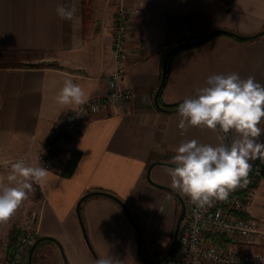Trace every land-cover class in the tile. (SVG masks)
I'll use <instances>...</instances> for the list:
<instances>
[{
    "label": "crops",
    "instance_id": "1",
    "mask_svg": "<svg viewBox=\"0 0 264 264\" xmlns=\"http://www.w3.org/2000/svg\"><path fill=\"white\" fill-rule=\"evenodd\" d=\"M67 2L0 0V54L16 59L31 54L36 63L0 66V175L6 176L19 159L38 165L64 113L77 107L55 99L65 80L80 85L87 98L102 96L112 86L111 21L118 0H71L76 8L72 22L56 12ZM125 3L131 10L132 40L122 85L133 96L82 119L76 136L46 168L47 183L33 184L10 221L0 223V264L13 227L50 237L34 245L30 264H96L108 256L116 264H147L138 246L148 259L161 257L173 235L180 198L187 197L170 186L167 168L173 166L175 148L192 139L215 145L221 135L203 127L182 134L179 104L195 98L215 74L252 76L264 85V0ZM213 30L246 38L219 32L175 52L157 100L167 51ZM49 57L52 62H40ZM260 126L264 129V123ZM74 151L76 163L66 174ZM251 191L247 214L264 227V174ZM28 252L21 264H28Z\"/></svg>",
    "mask_w": 264,
    "mask_h": 264
},
{
    "label": "clouds",
    "instance_id": "2",
    "mask_svg": "<svg viewBox=\"0 0 264 264\" xmlns=\"http://www.w3.org/2000/svg\"><path fill=\"white\" fill-rule=\"evenodd\" d=\"M56 12L61 20L72 22L76 8L68 0L58 5ZM196 92L195 98H186L179 104V129L182 134L189 127L218 129L221 135L215 145L195 139L181 142L167 172L171 188L202 209L214 200H225L247 177L249 161L264 158V141L260 140L264 135L260 126L264 123V85L252 76L241 79L238 73L215 74ZM55 99L63 106L87 103L82 87L70 79L65 80ZM48 176L49 171L41 165L31 166L23 159L13 162L7 175H0V223L10 221L33 191V184L47 183ZM96 264L116 262L108 256Z\"/></svg>",
    "mask_w": 264,
    "mask_h": 264
},
{
    "label": "built area",
    "instance_id": "3",
    "mask_svg": "<svg viewBox=\"0 0 264 264\" xmlns=\"http://www.w3.org/2000/svg\"><path fill=\"white\" fill-rule=\"evenodd\" d=\"M130 13L125 0H118L111 21L113 68L108 77L111 88L104 95L89 97L86 104L64 113L56 134L38 155L37 166L51 167L63 144L76 136L87 115L102 114L107 105L127 103L133 96L131 88L122 85L132 40ZM249 163L251 168L247 177L229 192L225 200H214L211 206L199 209L186 197L185 214L173 248L162 261L147 264H264V227L247 214L252 186L262 175L264 158ZM34 215L33 211L31 220ZM28 224L29 221L24 225ZM215 235L228 240L215 241ZM36 238L37 230L25 228L16 237L4 264H21V257ZM243 244L250 245V248L243 249Z\"/></svg>",
    "mask_w": 264,
    "mask_h": 264
},
{
    "label": "water",
    "instance_id": "4",
    "mask_svg": "<svg viewBox=\"0 0 264 264\" xmlns=\"http://www.w3.org/2000/svg\"><path fill=\"white\" fill-rule=\"evenodd\" d=\"M214 31H217V30L210 31V32L206 33L205 35H203V36H201V37H199V38H197V39L190 40V41H186V42H183V43H180V44H181V45H192V44H196V43L200 42L203 38H205L207 35H209L210 33L214 32ZM263 31H264V29H263ZM174 48H175V46L172 47V48H170V49L167 51V53L165 54V60H164V65H163V72H162V76H161V82H160V84H159V87H158V89H157V92H158V90L160 89V87H161V85H162V83H163V80H164V76H165V73H164V72H165V65H166L167 58H168L170 52H171ZM157 92H156V94H157ZM88 194H89V193H88ZM179 198H180V197H179ZM180 201H181L180 212H179V215H178L177 220H176V223H175V227H174V231H173L172 240H171V243H170V245H169L168 250H167V251H166L161 257H159V258H157V259H148V258H146V257L143 255V253L141 252V249H140L139 246H138V253H139V256L141 257V259H142L144 262H146V263H157V262H160V261H162V260H163V259L169 254V252H170L171 249L173 248V246H174V244H175V241H176V237H177V232H178L179 224H180V222H181V220H182V218H183V216H184V214H185V203H184L183 199H181V198H180ZM45 238H50V237H47V236H41V237H39V238H37V239H35V240L33 241L32 245H31L30 248H29V252H28V264H30L31 252H32V249H33L34 245H35L38 241H40V240H42V239H45ZM96 262H97V260H96Z\"/></svg>",
    "mask_w": 264,
    "mask_h": 264
},
{
    "label": "trees",
    "instance_id": "5",
    "mask_svg": "<svg viewBox=\"0 0 264 264\" xmlns=\"http://www.w3.org/2000/svg\"><path fill=\"white\" fill-rule=\"evenodd\" d=\"M219 32H225V33H228V34H231V35H235V36H237V37H239V38H246V37H242V36H240V35H238V34H236V33L230 32V31L217 30V31H214V32L210 33L209 35H207L205 38H203V39H202L200 42H198V43L204 42L205 40H207L208 38L212 37V36L215 35V34H218ZM187 46H189V45H181V44H177V45H175V48L170 52V54H169V56H168V58H167V61H166L165 72H164V73H165V76H164V80H163V83H162L161 87L163 86V84H164V82H165V79H166L167 69H168V62H169L171 56H172L175 52H177L178 50L183 49V48H185V47H187ZM29 65H30V64H29ZM161 87H160V89L158 90V92H157V94H156V98H157V100H159V94H160ZM172 106H175V105H172ZM172 106H171V107H172ZM77 157H78V153H77L76 151H74V152L71 154V156H70V158H69V161H68V163H67V165H66V169H65V173H66V174H68V173L72 170V168L74 167V165H75V163H76V160H77ZM262 174H264V169H263ZM106 194L110 195L109 193H106ZM110 196H112V195H110ZM112 197H114V196H112ZM114 198H116V197H114ZM116 199H117V198H116ZM18 232H19V229H18V228H15V227H13V228L9 231V234H8V242H7V247H8V249L11 248L12 244L14 243L15 238H16V234H17ZM223 239H225V238L220 237V236H217V235L214 237V240H215V241H222ZM225 240H226V239H225ZM227 240H228V239H227Z\"/></svg>",
    "mask_w": 264,
    "mask_h": 264
},
{
    "label": "rangeland",
    "instance_id": "6",
    "mask_svg": "<svg viewBox=\"0 0 264 264\" xmlns=\"http://www.w3.org/2000/svg\"><path fill=\"white\" fill-rule=\"evenodd\" d=\"M6 56H4V54L3 53H1L0 54V66H3V65H31V64H36L35 62H33V61H30L31 59H30V56H31V54H28V55H25L26 56V59H16V58H14V56L12 55V56H10L9 57V55L7 56V54H5ZM17 57H20V55H24V54H20V55H17V54H15ZM35 55H38L37 53L35 54ZM48 55V54H47ZM42 56H45V53H42ZM50 56V55H49ZM23 57V56H22ZM53 61V59H52V57H49V58H47L46 60H41L40 62L41 63H48V62H52ZM21 233V231H19L17 234H16V237L19 235ZM173 236V235H172ZM172 236H171V238H170V241H169V243H168V245H167V250H168V247H169V245H170V243H171V240H172ZM216 236V235H215ZM218 236V235H217ZM220 237H222V236H220ZM223 238H225L224 236H223ZM226 239V238H225ZM225 239H223V240H225ZM15 240H16V238H15ZM227 240V239H226ZM15 242V241H14ZM219 242H222V241H219ZM14 244V243H13ZM13 244H12V246H13ZM12 246H11V248H12ZM11 248H9L8 249V251L6 252V254H5V257H4V260H5V258H6V256H7V254L9 253V251H10V249ZM166 252V251H165ZM141 258V257H140ZM3 264H4V261H3Z\"/></svg>",
    "mask_w": 264,
    "mask_h": 264
}]
</instances>
